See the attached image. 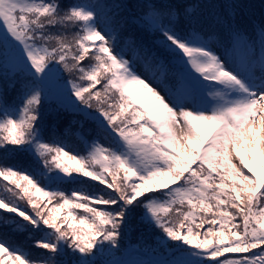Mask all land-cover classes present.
<instances>
[{
  "label": "snow or ice",
  "instance_id": "6c2138e0",
  "mask_svg": "<svg viewBox=\"0 0 264 264\" xmlns=\"http://www.w3.org/2000/svg\"><path fill=\"white\" fill-rule=\"evenodd\" d=\"M142 7L162 54L117 50L119 24L95 6L0 0V67L23 77L18 106L0 89V264H96L136 225L159 230L153 264H264V22L257 55L231 5L208 13L217 47L177 30L178 6ZM50 95L80 117L64 135L75 126L84 153L44 138ZM18 153L27 167L7 162Z\"/></svg>",
  "mask_w": 264,
  "mask_h": 264
},
{
  "label": "trees",
  "instance_id": "16d2710c",
  "mask_svg": "<svg viewBox=\"0 0 264 264\" xmlns=\"http://www.w3.org/2000/svg\"><path fill=\"white\" fill-rule=\"evenodd\" d=\"M63 2L65 4L75 3L95 6L97 12L105 19L118 23L120 35L116 41L117 50L120 47H124L126 38H131L137 44L162 54V49L159 47L160 35L147 31L140 21V17L145 11L142 5L159 2V0H63ZM166 2L179 7L180 20L177 21L175 17H172L177 30L187 32L190 29H196L213 38L216 37L212 35V30L207 23L209 19L208 13L221 11L219 7L221 4L231 5V7H225L223 11L233 13L237 23L247 31L250 38L257 37V30L261 23L264 22V0H166ZM209 4H215L217 7L210 8L208 7ZM185 6H191L189 12H195V15H185ZM58 30L53 29L52 31ZM4 73L5 69L0 67V89L7 91L10 106H18L20 104L23 77L13 75V72L9 69L7 74L8 79L6 80ZM64 77L67 78L68 74L64 73ZM13 80L15 81V87L8 88V83ZM56 108L57 102L50 95L42 108L43 118L41 126L44 138L46 140H51L52 138L65 139L71 149L84 153L85 145L75 134V126H73V133L67 136L64 135V129L68 126L69 122L79 120L80 117L63 111L57 115L55 112ZM88 126L90 125H86V127ZM29 159L30 157L27 154H10L7 162L16 165L18 168H24L28 166ZM73 187L75 186L68 185L67 190L70 191ZM158 232V229L154 230L151 227L145 228L136 225L121 238L119 249L109 250L105 247L102 252L98 253L95 257L96 264H108L112 261L122 263L130 258L135 259L138 264H153V262L163 259L164 250L155 242L159 239ZM13 239L18 242L22 240L18 236L13 237ZM30 244L31 241H28L24 246L31 252L33 258L39 257L42 254L41 251L31 248Z\"/></svg>",
  "mask_w": 264,
  "mask_h": 264
},
{
  "label": "rangeland",
  "instance_id": "374dc122",
  "mask_svg": "<svg viewBox=\"0 0 264 264\" xmlns=\"http://www.w3.org/2000/svg\"><path fill=\"white\" fill-rule=\"evenodd\" d=\"M212 46L217 47L214 42H212ZM219 51L221 52L220 48H219ZM221 54H222V52H221ZM131 56H132V52L126 53V58H131ZM129 249H131V248H129ZM113 262L114 261H112L108 264H113ZM115 262H117V261H115ZM118 264H138V263L135 261V259L130 258V259H127V260L123 261L122 263H118Z\"/></svg>",
  "mask_w": 264,
  "mask_h": 264
}]
</instances>
